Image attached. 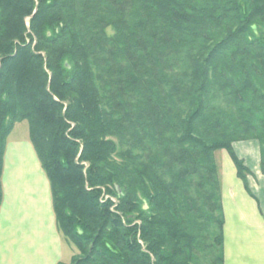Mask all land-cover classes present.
<instances>
[{
    "label": "trees",
    "instance_id": "obj_1",
    "mask_svg": "<svg viewBox=\"0 0 264 264\" xmlns=\"http://www.w3.org/2000/svg\"><path fill=\"white\" fill-rule=\"evenodd\" d=\"M25 120L59 264H224L215 152L246 183L257 139L264 173V0H0V207Z\"/></svg>",
    "mask_w": 264,
    "mask_h": 264
},
{
    "label": "crops",
    "instance_id": "obj_2",
    "mask_svg": "<svg viewBox=\"0 0 264 264\" xmlns=\"http://www.w3.org/2000/svg\"><path fill=\"white\" fill-rule=\"evenodd\" d=\"M27 121L7 139L0 207V264L70 263L78 253L57 224L51 183ZM233 148L250 173L246 183L226 150L217 153L224 223V264H264V173L256 140Z\"/></svg>",
    "mask_w": 264,
    "mask_h": 264
},
{
    "label": "rangeland",
    "instance_id": "obj_3",
    "mask_svg": "<svg viewBox=\"0 0 264 264\" xmlns=\"http://www.w3.org/2000/svg\"><path fill=\"white\" fill-rule=\"evenodd\" d=\"M261 31H262V29H260ZM115 33H116V31H115V29H114V27H109L108 29H107V34L109 35V36H114L115 35ZM26 121V120H25ZM28 122V121H27ZM27 122H25L26 123V125H27ZM28 124H29V122H28ZM29 131H30V128H29ZM114 139V138H113ZM250 140H256V141H258L257 139H250ZM241 141H247V140H240V141H236V142H241ZM259 142V141H258ZM123 143H126L125 141L123 142ZM259 144H260V142H259ZM124 146H125V144H124ZM260 147H261V145H260ZM124 148H126V147H124ZM222 150H226L228 153H229V155H230V152L227 150V149H221V150H218V151H216L215 152V159H216V162H217V153L219 152V151H222ZM261 150V149H260ZM235 151V150H234ZM236 153V152H235ZM230 157H231V155H230ZM79 158V154H78V156H77V159ZM231 159L233 160V158L231 157ZM241 159V158H240ZM242 160V159H241ZM233 162H234V160H233ZM244 162V161H243ZM87 164V166L89 165V163L87 162L86 163ZM218 164V163H217ZM234 164H235V162H234ZM244 164H245V162H244ZM246 165V164H245ZM236 166V165H235ZM247 167V166H246ZM237 168V167H236ZM248 168V167H247ZM262 170V169H261ZM237 174H238V170H237ZM248 176V175H247ZM109 188H111L112 187V185L110 186H108ZM103 190H105V188H102ZM106 198H111L110 196H106ZM105 198V199H106ZM112 199L116 202L117 200H116V198L115 197H112ZM225 219V218H224ZM212 231L213 232H215L216 233V230H215V228L213 227L212 228ZM76 248V247H75ZM77 249V248H76ZM79 253V252H78ZM78 253L76 254V255H78ZM75 256V255H74ZM73 256V257H74ZM72 261V260H71ZM224 263H225V257H224Z\"/></svg>",
    "mask_w": 264,
    "mask_h": 264
}]
</instances>
